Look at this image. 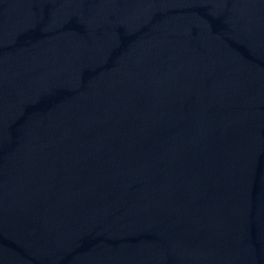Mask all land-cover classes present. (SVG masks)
I'll return each instance as SVG.
<instances>
[{
    "label": "water",
    "instance_id": "95a60500",
    "mask_svg": "<svg viewBox=\"0 0 264 264\" xmlns=\"http://www.w3.org/2000/svg\"><path fill=\"white\" fill-rule=\"evenodd\" d=\"M0 264H264V0H0Z\"/></svg>",
    "mask_w": 264,
    "mask_h": 264
}]
</instances>
